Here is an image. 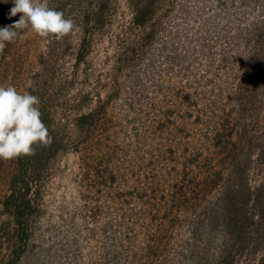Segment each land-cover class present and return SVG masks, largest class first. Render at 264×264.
Returning a JSON list of instances; mask_svg holds the SVG:
<instances>
[{
  "label": "trees",
  "instance_id": "1",
  "mask_svg": "<svg viewBox=\"0 0 264 264\" xmlns=\"http://www.w3.org/2000/svg\"><path fill=\"white\" fill-rule=\"evenodd\" d=\"M126 4L131 14L128 29L138 33L137 39L118 51L112 71L115 84L106 98L95 92L99 100L92 109L80 106L73 151L86 204L111 194L123 176L128 178L115 160L119 121L112 108L124 92L125 125L146 127L147 134L135 131L134 139L152 151L146 156L135 151L137 164L128 180L134 183L131 198L150 210V222L161 225L143 247L127 242L129 253L117 244L120 241L109 239L103 264H264V127L257 118L264 99V20L237 30L205 24L201 38L192 41L188 36L191 46L181 50L179 33L163 29L167 0ZM13 6V0H0V28L22 15L9 19ZM49 7L79 21L82 38L74 63L78 72L92 54L94 36L111 27L116 1L50 0ZM21 37L6 45L4 59ZM155 43L158 48L149 51ZM141 56L144 62L137 71L134 66ZM121 76L123 82H116ZM41 113L51 143L37 146L34 155L0 160V182L10 165L13 168L3 204L14 224V244L5 264H21L31 253V221L38 214L35 186L52 167L49 157L65 152L66 142L57 141L51 128V113L45 107ZM255 125L261 133L250 131ZM192 130L203 134L190 135ZM162 140L167 144L160 145ZM158 161L176 166L155 169ZM128 198L108 200L124 205ZM84 213L92 215L88 205ZM183 221L187 236L175 240L171 235L185 227Z\"/></svg>",
  "mask_w": 264,
  "mask_h": 264
},
{
  "label": "rangeland",
  "instance_id": "2",
  "mask_svg": "<svg viewBox=\"0 0 264 264\" xmlns=\"http://www.w3.org/2000/svg\"><path fill=\"white\" fill-rule=\"evenodd\" d=\"M115 1L117 9L108 21L111 27L94 36L92 54L78 72L74 63L82 38L80 30L62 39H42L35 34L23 38L26 30H21V42L10 48L8 58L4 59L3 53H0V85H13L20 92L26 91L37 96L40 111L45 107L52 115L49 122L58 134L57 141L63 139L66 142L64 153L49 157L52 167L43 172L41 182L35 186L38 214L31 221L34 247L21 264H103L109 239L120 241L117 244L129 253L132 249L127 242L136 249L141 248L151 234L159 231L161 223L150 222V210L131 198V194L135 192L134 183H128V180L132 168L137 164L135 151L143 156L152 151L150 147L139 146L134 139L135 131L139 135L147 134L146 127L125 125L122 108L124 92L112 108L115 121L121 122L117 124L118 143L115 148L118 154L115 160L128 178L123 176L111 194L106 192L102 198L97 196L89 204L84 202L85 193L80 188L79 159L73 151L72 142L75 138L74 121L83 103L89 110L99 100L95 98L96 94L101 95L103 100L106 98L115 84L112 71L118 51L133 44L138 36V33L128 29L131 14L126 0ZM47 3L49 5L50 0ZM163 14L167 17L163 29L179 33L177 44L181 50H185L191 46L189 38L192 41L201 38V28L205 24H214L218 29L237 30L247 22L264 20V0H167ZM71 19L79 28L77 18ZM116 36L120 37L113 41ZM216 39L222 42L221 38ZM157 44H153L149 51L153 52V49L158 48ZM142 62L144 57L141 56L134 66L135 70H139ZM117 80L116 82H123V77ZM262 104L258 105L259 127H264V99ZM249 127L251 132L258 130L261 133L262 129L256 125ZM192 131L189 134L193 136L203 134L201 130ZM159 144L167 143L162 140ZM128 147L130 151L127 152ZM197 147L202 148L204 145ZM175 166L171 161H158L155 169L172 170ZM258 166L261 168L264 165ZM12 169L10 165L7 175L0 182V264L7 263L10 248L14 244V224L4 211L3 204L7 191L10 190L8 187ZM123 195L129 196L128 204L121 205L108 200ZM87 205L91 208L92 215L84 213ZM94 214L98 216L94 217ZM186 224L183 221L182 225L185 227L178 229L171 237L177 240L187 236Z\"/></svg>",
  "mask_w": 264,
  "mask_h": 264
},
{
  "label": "clouds",
  "instance_id": "3",
  "mask_svg": "<svg viewBox=\"0 0 264 264\" xmlns=\"http://www.w3.org/2000/svg\"><path fill=\"white\" fill-rule=\"evenodd\" d=\"M9 19L19 20L0 28V53L8 43L35 34L42 39H62L79 31L75 21L49 7L47 0H13ZM39 98L20 92L13 85H0V160L8 161L35 154L37 146H47L51 136L39 108Z\"/></svg>",
  "mask_w": 264,
  "mask_h": 264
}]
</instances>
